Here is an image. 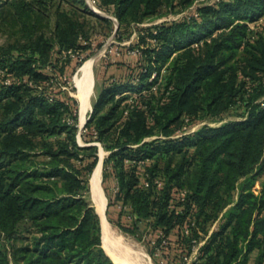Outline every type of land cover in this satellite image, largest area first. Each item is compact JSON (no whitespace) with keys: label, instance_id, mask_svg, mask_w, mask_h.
I'll list each match as a JSON object with an SVG mask.
<instances>
[{"label":"trees","instance_id":"obj_1","mask_svg":"<svg viewBox=\"0 0 264 264\" xmlns=\"http://www.w3.org/2000/svg\"><path fill=\"white\" fill-rule=\"evenodd\" d=\"M55 1L29 3L25 51L0 49V264H118L85 195L98 146L76 139L75 99L39 89L51 80L49 62L59 67L69 54L59 67L65 74L70 53L91 46L81 43V26L68 13H48ZM161 4L100 0L114 6L120 29ZM196 13L145 28L140 65L105 83L84 136L110 151L104 175L117 180L120 218L127 212L134 224L151 222L164 239L179 229L178 247L190 255L211 206L226 197L234 207L192 264H249L255 252V264H264V27L254 26L264 17V0H217ZM43 17L54 23V37L34 40ZM234 105L244 108L240 119L180 134Z\"/></svg>","mask_w":264,"mask_h":264},{"label":"rangeland","instance_id":"obj_2","mask_svg":"<svg viewBox=\"0 0 264 264\" xmlns=\"http://www.w3.org/2000/svg\"><path fill=\"white\" fill-rule=\"evenodd\" d=\"M31 1L32 0H0V49L7 48L12 50L13 53L19 54L28 48L30 33L24 20L28 22L30 21L27 14L29 12L28 9H30L29 3ZM85 1L86 3H82V0H57L52 3L53 6L49 9L50 12L48 13L53 16H55L54 13L56 14L57 10L58 13H68L69 18L78 22L81 26V43L87 45L91 43V46L87 49L70 53L72 62L67 65L65 74L59 72V67L65 64L69 54H66L65 52L64 58H62V61L59 63V67L57 66L58 69L49 62L46 69L50 73L51 80L40 85L39 89L41 90L47 86L51 90V92H49L53 93L55 96L64 97L69 100L72 98L77 101L76 107L79 116L77 123L75 124L76 139L82 146H98L99 161L100 159H103L102 185L105 194L107 195L108 203L106 215L113 226L114 234L121 238L122 242L130 246L132 245L131 247L135 250H139L143 255L139 260L143 262L149 260L154 264H192L195 260H190V256L185 258L187 255H183L182 250L178 247L177 237L179 229L176 228L174 232L171 233V236L165 240L164 233L159 229H156L151 222L141 221L138 224H134L133 220L129 218L127 212H125L124 216L120 218L122 207L120 204L121 201H119L116 196L118 186L117 180L113 173H109L107 177L104 175V160L109 156L110 151L104 147L101 141H88L84 136L86 128L85 125H81L80 122L81 103L76 96L78 89L77 75L79 74L80 67L85 61L92 56H96L97 61L94 66L91 91L92 105L94 108V103L97 100L99 92L108 80L113 77L126 78L130 67L140 65L141 58L137 55L139 54L137 49L146 48L148 47L147 43H149V41L143 42L141 38L143 32H145V28L154 26L163 21L182 19L188 15L197 14L196 9L198 7L204 4L214 3L217 0H190V2L186 1L185 3L181 2V0H162V4L156 14L148 16L140 22L131 20L132 18L130 17L128 24H125L121 29L120 20L116 16L114 6L101 7L100 0ZM20 3H25V6L22 7L24 12L23 17L18 14L17 6L20 5ZM50 6L51 5L48 4V7ZM105 18H109L111 21H107ZM51 24L52 25L48 26V20L44 17L41 18L39 28L33 34L34 40L40 36L44 37V39H52L54 36L51 27L54 23L52 22ZM254 26L256 28L264 27V17ZM57 54L56 50L52 52L54 58ZM0 73L3 74L2 72ZM6 81L9 82L10 78ZM93 108L88 111V117L86 118H90ZM243 109L244 108L234 105L220 117L199 118L192 125L186 126L180 134L195 131L206 124L218 126L230 120L240 119V113ZM1 111L2 110L0 109V118L2 116ZM70 121L72 122V119H70ZM40 140L41 138L36 139L35 143L38 142V147L35 151H40L41 149ZM92 174L93 173L90 174L88 179L89 190L85 195L98 212L91 190L90 180ZM260 188L261 182L259 181L257 182L255 189L258 191ZM237 196L238 193L236 192L235 198H237ZM211 207H213L210 208L212 219L204 224L205 230L201 228L202 242H205L214 231L221 227V224L224 222L223 215L225 211L234 207V202H231L229 201V198L224 197L218 205H212ZM215 212L217 213V216H214ZM2 240L8 245L9 242L4 236H2ZM103 246L105 247L104 239ZM8 247L10 249V244ZM255 258L256 252L251 255L249 264H255ZM124 261L126 262L124 263ZM124 261V264L132 263L130 260Z\"/></svg>","mask_w":264,"mask_h":264},{"label":"bare ground","instance_id":"obj_3","mask_svg":"<svg viewBox=\"0 0 264 264\" xmlns=\"http://www.w3.org/2000/svg\"><path fill=\"white\" fill-rule=\"evenodd\" d=\"M96 61V56H92L86 60L85 63L80 67L79 74L77 75L78 89L76 96L81 103V125L86 124V120L88 119L86 118L88 117L87 113L93 108L91 91L93 71ZM102 181L103 159H100L91 177V190L97 210L101 216L103 239L107 251L112 255L118 264H124L126 262L124 260L132 261L131 264H154L149 260H146L145 262L139 260L143 256L139 250H135L131 247L132 245L130 246L122 242L121 238L114 234L113 226L106 215L107 195L105 194Z\"/></svg>","mask_w":264,"mask_h":264},{"label":"built area","instance_id":"obj_4","mask_svg":"<svg viewBox=\"0 0 264 264\" xmlns=\"http://www.w3.org/2000/svg\"><path fill=\"white\" fill-rule=\"evenodd\" d=\"M138 51H139V49H137ZM166 240V239H165ZM204 243V241L203 242H200L199 244H196V245H194V248H193V251H192V253L190 254V255H187V256H185V258H188L189 256V258H190V260H197L198 259V257H199V252H200V246L202 245Z\"/></svg>","mask_w":264,"mask_h":264},{"label":"water","instance_id":"obj_5","mask_svg":"<svg viewBox=\"0 0 264 264\" xmlns=\"http://www.w3.org/2000/svg\"><path fill=\"white\" fill-rule=\"evenodd\" d=\"M119 25V24H118ZM88 121V119L86 120V122ZM108 204V203H107ZM106 211H107V207H106ZM103 238V237H102Z\"/></svg>","mask_w":264,"mask_h":264},{"label":"crops","instance_id":"obj_6","mask_svg":"<svg viewBox=\"0 0 264 264\" xmlns=\"http://www.w3.org/2000/svg\"><path fill=\"white\" fill-rule=\"evenodd\" d=\"M111 255V254H110Z\"/></svg>","mask_w":264,"mask_h":264}]
</instances>
